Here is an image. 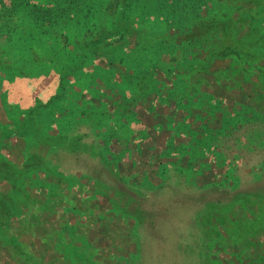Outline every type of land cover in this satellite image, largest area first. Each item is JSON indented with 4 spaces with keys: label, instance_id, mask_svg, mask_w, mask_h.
<instances>
[{
    "label": "rangeland",
    "instance_id": "rangeland-1",
    "mask_svg": "<svg viewBox=\"0 0 264 264\" xmlns=\"http://www.w3.org/2000/svg\"><path fill=\"white\" fill-rule=\"evenodd\" d=\"M109 2L112 0H93L94 16L85 22L83 13H76L74 25L62 29L64 39H58L55 49L60 59L39 70L15 61L0 73V134L14 136L9 143L0 137V197L9 192L11 206L19 203L21 212H0L1 216L6 213L0 219V243L5 246L0 248V264H39L36 259L50 255L46 254L49 246L44 248L45 244L29 234L45 238L50 228H62L67 234L72 247L64 246L63 256L67 262L75 261L70 264H254L244 256L264 264L261 247L251 250L233 236L234 206L242 203L244 212L239 214L243 219L249 201L246 197L234 199V185L245 187L252 181L264 185V172L261 181L256 177L263 152L234 158L242 144V139L235 138L234 121L226 125L227 137L218 132L245 105L264 115V91L256 75L240 71L226 48L220 51L225 40L243 42L251 35L250 40L257 42L253 44L255 65L264 64V0H191L188 10L174 11V18L162 11L171 12L169 3L156 1L159 11L145 16L144 8L152 3L139 1L136 6L141 13L129 16L137 10L133 2L125 0L128 6L117 10L128 15L132 30L113 44L117 48L112 54L129 56L123 66L114 63L121 72L101 60L75 71L65 77L66 91L49 110L51 114H39L28 136L27 129L20 127L19 131L31 106L60 92L59 72L65 63L75 61L79 46L116 20L111 14L115 9H102ZM25 24L19 23V35L25 33ZM194 36L201 37L199 46ZM25 44L17 41L12 56L5 54L7 48L0 51L3 61L27 56L24 49L29 43ZM208 57L211 64L205 72L190 71V61ZM145 60L156 66L143 81L121 75L125 69L146 71ZM65 112L87 115V120L78 118L76 126L72 125L78 128L76 134L90 130L93 141L106 142L100 151L101 144L94 142L95 152L102 155L106 166L89 161L87 149L72 146V137L46 139L60 130L54 121ZM59 139L63 141L61 151L54 145ZM184 150L189 153L185 164L180 161L186 159ZM47 162L59 164L52 179L44 174ZM26 165L30 168L23 173L28 181L17 173ZM57 177L67 189L59 195L63 210L48 216L41 188ZM12 234L26 244L20 248L25 256L22 263H16L12 249L6 248ZM28 242L35 247H27Z\"/></svg>",
    "mask_w": 264,
    "mask_h": 264
},
{
    "label": "trees",
    "instance_id": "trees-1",
    "mask_svg": "<svg viewBox=\"0 0 264 264\" xmlns=\"http://www.w3.org/2000/svg\"><path fill=\"white\" fill-rule=\"evenodd\" d=\"M125 0H120L117 2V0H112V2H109L105 8H102L104 11L112 10L111 14L112 16L115 15L116 20L112 21V24L109 25L108 28H100L97 32V36L95 38L87 39L85 42H83L79 49L76 51V59L75 61L67 62L62 67V70L59 72L61 75V78L58 80V94H55L53 97L49 98L46 102L42 104H34L31 106L25 116L26 119H23V121L20 123V127L22 131H25L28 136L29 131L31 130L32 126L35 124L34 122L37 121V118L39 114H43V112H48L50 115L51 110L53 106L55 105V101H60L63 97L64 92L66 91V86H64L65 77H68L70 75H74L75 71H80L85 66H88L94 61L101 60L104 62L105 66H108L110 68H114L113 70L116 72H121L120 69H118L114 63H117L119 65H122V63L127 61V58L129 56H112L117 46L113 45L121 40L123 36H125L126 33L131 32V26L128 22V15L124 14L121 10H117L120 8L123 9V7L128 6V3L124 2ZM131 3L133 2V8L137 10V12H130L129 16L132 14H139L141 13L139 8H137L136 5L139 4V1H146L150 5V7H154V5L158 2H162L160 5L169 3L168 8L171 9V12L165 11L163 9V13L165 15L169 16L170 18H174L173 16H177V13L174 12L177 9L180 10H188L187 1L190 2L191 0H130ZM153 1H156L154 4ZM201 3L203 0H195V3ZM93 4V0H0V42L1 40L4 41V43H0V51H4L5 48L8 49V52L5 53L9 56H12V51H14L17 47V41L19 44L29 43L24 50L27 52V56H22L21 58L14 57L13 60H7L11 61L10 63H7L6 61H3L5 56H0V73H3V71L9 70L14 62H21L24 64H28V67H31L33 65L36 66V68L39 70L40 68H45L47 62H52L54 59H60V55L57 57L56 55V46L58 39H61L63 35L60 34L62 29L69 25H74V16L76 13L79 12L83 13L82 19H85L84 21L87 22V19H89V16H94L95 11L91 10V5ZM155 5L154 8H148L143 10V14L145 16L155 13V11H159V6ZM156 9V10H155ZM161 9V8H160ZM21 13L19 16L18 13ZM177 18V17H176ZM174 20V19H173ZM20 21V22H19ZM192 21V19H190ZM174 22V21H173ZM19 23H26L25 29L22 28L23 32L25 31V35L18 34L17 27L19 26ZM129 23V24H128ZM178 23V22H176ZM263 23V22H262ZM21 26V25H20ZM180 27V26H178ZM28 28V29H27ZM177 31L181 30L179 28H175ZM88 31V29H87ZM90 33V32H89ZM134 33V30H133ZM247 33V32H246ZM103 35H106V38L100 39ZM113 35H118L116 39H112L111 37ZM86 36V35H85ZM252 39V36L250 35L248 39L243 40V42H237L236 41H227L225 40V44L220 48L221 50H225V53L227 55H232L234 58V61L237 63L239 70L244 72L247 70H250L253 74L256 75V79L259 80L260 86L262 91H264V64H261L260 66L255 65L254 58H252L253 55L256 53V48L253 47V44L257 45V42ZM193 41L195 42L196 46H199L201 44V37L194 36ZM241 43V44H239ZM229 44V45H226ZM3 46V47H2ZM56 49V50H55ZM68 53H72L68 51ZM73 54V53H72ZM33 55V56H32ZM146 61V60H145ZM148 62V63H147ZM148 64V68H146V71H137L134 70V72H129L125 69L124 73H121L122 76H125L129 80H136V81H143L145 79V76L149 75L152 70L156 66V62H153L152 60L146 61ZM179 64V62H178ZM176 65V67L178 66ZM211 64L210 57L199 61V60H192L188 64L190 66V71H195L196 68L201 71L205 72L207 67ZM83 66V67H82ZM121 66V67H122ZM125 67H127L125 65ZM35 69V68H34ZM149 70V71H147ZM170 72V71H169ZM248 72V71H247ZM68 73V74H67ZM246 77L247 74L245 75ZM256 80V81H257ZM251 81V80H250ZM152 83V82H151ZM62 93V95H61ZM244 108H238L234 111V117L230 119V122L223 123L220 127L218 132H221L224 137H227L228 130H226V125H231V120L234 121V133L236 134V139H242V144L239 149V151L234 155V158L240 157L244 158L248 153H254L258 150H262V154L258 157L259 162V168L258 173H256V177L259 181L262 180L263 172H264V115L256 113L250 106H243ZM133 107H131L132 109ZM83 114L85 113H66L63 118L57 119L54 122L59 126V131L55 133L54 135L48 136L47 140H52L58 136L61 139L72 137V146L74 144H77L79 147H83L87 149V156L89 158V161H98L102 162L103 166H106L107 163L105 160L97 155L94 149V142L93 141V134L89 130L87 132H80L79 134H76L78 131L77 127H74L73 125L76 122H79L82 118ZM34 118V119H32ZM86 120L88 119L87 115L85 117ZM82 120V119H81ZM73 124V125H72ZM88 124V122H87ZM89 127V125H88ZM47 131L43 129L42 134H45ZM72 133V135L70 134ZM5 138V142L9 143L10 138L14 137L13 133H8L7 135H1L0 137ZM45 137V135H44ZM59 139L54 144L57 150V146L60 148L59 151L63 148V141ZM29 142H31L30 139H28ZM96 146L101 147L98 148V151H100L103 147L106 146V142L104 140L102 143L97 144L95 142ZM67 147V146H66ZM66 149V148H65ZM82 149V148H81ZM71 151V150H70ZM69 150H65L64 152L69 153ZM85 151V150H84ZM185 151V150H184ZM86 152V151H85ZM186 152V151H185ZM63 153V152H62ZM100 154V153H99ZM185 155V154H184ZM189 159V153L186 152V159L182 157L180 161L182 163H186ZM58 162L56 165H50L48 162L46 164V169L44 170L45 176H48L49 179L54 178L56 174L53 170H55V166L58 167ZM188 166V165H187ZM189 167V166H188ZM30 168L28 165L25 167L23 166L20 168L21 170H17V173L19 174V178L21 179H28V175H24V171L26 169ZM196 171V170H195ZM197 172V171H196ZM34 174V171L31 172ZM31 175V174H30ZM72 176H68L67 178H71ZM121 177V176H120ZM77 178V177H75ZM119 178V176H118ZM117 178V180H118ZM261 178V179H260ZM31 182V181H30ZM47 184L41 188L43 195H42V201H44V206H49L48 209V216L52 215V213H61L63 210L62 201L63 199L59 197V195L62 193L67 192L66 186L61 185L62 179L57 177V180L55 181H45ZM65 182V181H64ZM256 181H252L249 184H247L245 187H237V185H234V199L238 198V200L241 199V197H246L249 199V201H246L248 207V214L242 217L239 213L244 212L242 207V203L239 202L236 206H234V216L236 217L237 221H234V241L240 242L245 244L246 247L252 248L251 250H254V248L261 247V251L264 252V238L262 239V236H264V185L256 186ZM31 191V190H29ZM32 192V191H31ZM9 196V192L6 193L5 196L0 197V199H5ZM10 198H7L4 202H0V212L3 211V209H7L12 212V214H21L19 209V203L15 202L12 206L10 204ZM240 201H243L242 199ZM218 204V203H214ZM41 211V209H40ZM32 212V211H30ZM38 213V212H34ZM6 213H4L2 216L0 214V219L6 218ZM24 220L26 219V215L23 216ZM50 218V217H48ZM238 223V224H237ZM241 227L243 229H241ZM62 228H50L49 235L40 237H33V235L29 234L32 238H38V242L45 244L46 248L49 246L46 252L50 253L48 257H46L44 254L41 258L36 259V261H39V264H70L69 262L75 263L73 259L68 260L69 262L64 259L63 256V248L67 244H69V241L67 242L65 232H62ZM47 232V231H44ZM3 233V229L0 226V234ZM45 234V233H44ZM66 235V236H65ZM40 237V238H39ZM53 238V240H49L47 242V239ZM69 238L72 239V236L69 235ZM261 241H260V240ZM67 242V243H66ZM71 244V243H70ZM69 244V245H70ZM89 244V243H87ZM9 246H6L7 249H12V259L16 263H22L25 260V256L23 253H20V248L26 244H23L20 242V236L16 234H12L10 236V240L8 242ZM2 244L0 243V248ZM71 246V245H70ZM27 247H35L33 242H28ZM72 247V246H71ZM73 249H71L72 251ZM236 251H234V254ZM239 254L234 256L236 258ZM245 258H249L254 261L255 264V258L244 256ZM244 259V258H243ZM264 263V258L262 260ZM78 264V263H77Z\"/></svg>",
    "mask_w": 264,
    "mask_h": 264
}]
</instances>
